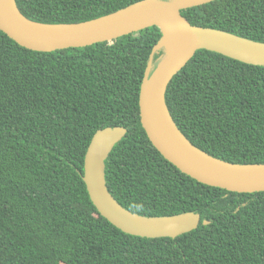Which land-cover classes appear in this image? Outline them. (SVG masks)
Listing matches in <instances>:
<instances>
[{"label": "trees", "instance_id": "trees-1", "mask_svg": "<svg viewBox=\"0 0 264 264\" xmlns=\"http://www.w3.org/2000/svg\"><path fill=\"white\" fill-rule=\"evenodd\" d=\"M44 25L91 22L143 0H16ZM194 25L264 43V0H216L182 11ZM163 33L42 54L0 31V264H264V193L204 186L150 143L140 95ZM165 51L155 56L157 67ZM169 111L193 146L233 165H264V67L200 50L173 80ZM124 128L106 183L128 212L193 213L199 228L175 240L122 233L84 182L95 135ZM209 222V226H204Z\"/></svg>", "mask_w": 264, "mask_h": 264}, {"label": "water", "instance_id": "water-1", "mask_svg": "<svg viewBox=\"0 0 264 264\" xmlns=\"http://www.w3.org/2000/svg\"><path fill=\"white\" fill-rule=\"evenodd\" d=\"M214 1L143 0L91 22L44 25L24 17L16 0H0V31L28 51L51 54L112 43L158 27L163 36L152 52L140 95L141 125L150 143L168 163L204 186L235 194L264 193V165H233L202 152L179 130L167 105L169 86L200 50L264 67V43L194 26L182 15L184 10ZM162 51L165 56L155 67V56ZM127 135L124 128L100 131L87 152L84 182L98 213L122 233L136 238L175 240L196 231L201 224L198 215L141 217L125 210L110 194L106 162Z\"/></svg>", "mask_w": 264, "mask_h": 264}]
</instances>
